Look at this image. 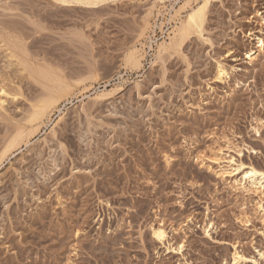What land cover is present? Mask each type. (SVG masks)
<instances>
[{
  "label": "rangeland",
  "instance_id": "374dc122",
  "mask_svg": "<svg viewBox=\"0 0 264 264\" xmlns=\"http://www.w3.org/2000/svg\"><path fill=\"white\" fill-rule=\"evenodd\" d=\"M65 1L0 0V264H264V0H211L160 58L188 0ZM24 67L73 87L38 125Z\"/></svg>",
  "mask_w": 264,
  "mask_h": 264
},
{
  "label": "bare ground",
  "instance_id": "6f19581e",
  "mask_svg": "<svg viewBox=\"0 0 264 264\" xmlns=\"http://www.w3.org/2000/svg\"><path fill=\"white\" fill-rule=\"evenodd\" d=\"M61 1H62V3L66 2L65 0H61ZM106 1L107 0H75V2L80 4V5L93 6V7L99 5V4L103 3V2H106ZM164 1L165 0H163V2ZM173 1L177 2L178 0H173ZM192 1L195 2V5L193 4L194 6H191L192 5L191 4ZM210 2H211V0H201L200 2L197 1V0H188L186 2H183L182 5L178 8V10L174 11L173 13L172 12L169 13L170 20H172V19L175 20L174 18H176L179 15H181L180 14L181 11H185L186 10L185 11L186 15H185L184 19H182V20L179 19L180 20V21H178L179 25H177V26L174 25L175 27L172 28V31H171L172 36H168V40H167L168 42H166L164 40V41H162L161 43H159L157 45V57L158 58H160L168 50H170V51L174 50V52L179 51L182 43L191 34H193V33H197L198 34V33H200L202 31L203 23H204V19H205V15H206V10H207V7H208ZM176 20H177V18H176ZM140 44L142 46V43H140ZM262 44H263L262 41L259 40L260 50H261ZM141 48H143V46ZM12 49H10V51H12ZM260 50H259V52H260ZM13 51H15V50H13ZM141 51L138 48H134L133 50H131L128 53V55H126L127 56L126 60H127L128 64L132 63L133 64L132 66L139 65L140 64V59L142 58ZM14 54H16V52ZM14 57H16V56H14ZM23 61H25V60H23ZM21 62H22V60H21ZM18 63H19V60H18ZM25 64L26 63H24V62H22L21 64L19 63V65H22V67ZM23 69L25 71H27V70H29V67H28V69L26 67H24ZM35 71H31V72L27 71V72L30 73V74L35 75V77L38 78L40 81H45V83H43L42 86H45L44 84H47L46 82H49L51 84V86H48L50 88V90H47L48 87H47V89L44 90V91H47L45 97L43 99H41V100L39 99L40 101H39V103L36 106L33 107V105H32V107L34 109L32 108L33 111L31 113V115L29 116V121H28L30 126L38 125L39 123H44L45 121L43 122V119L46 116H49V115H47V113H49V111L57 104L59 97L62 94L67 93L71 88H73V87H71V85L68 82H66L63 79H60L61 76L57 77L59 74L54 76L51 73H48L47 71L46 72L45 71H41V70L38 71V68ZM217 76H218L217 78H221V77L224 76V72H223V70L221 68L218 69ZM32 77H34V76H32ZM74 87H75V85H74ZM102 91H99V93H97L95 96L100 98L103 95ZM0 96L1 97L2 96L6 97L7 94L3 90H1ZM1 100L2 99L0 98V107H1V105L3 103V101H4V100H2V101ZM24 128L18 129L13 135H11L12 137L7 142V145H5V148H4V151H3L2 155L7 153L8 151L13 149L14 147L16 148V146H18L19 143L24 138H27V136H29V132L26 129H24ZM253 173H263V172L258 170V169H256L255 167H251V166L249 167V170L244 174V178L248 179L250 181L251 185L256 184V179L264 178V175H255ZM152 236H153V238L156 241L162 242L163 239L165 238V232L161 228H156V229L152 230ZM243 260H244V257L242 255H240L236 250H234V252H233V254L231 256L232 264H238L239 262H241Z\"/></svg>",
  "mask_w": 264,
  "mask_h": 264
},
{
  "label": "snow or ice",
  "instance_id": "6c2138e0",
  "mask_svg": "<svg viewBox=\"0 0 264 264\" xmlns=\"http://www.w3.org/2000/svg\"><path fill=\"white\" fill-rule=\"evenodd\" d=\"M255 175H264V173H253ZM261 258L264 259V254L261 255Z\"/></svg>",
  "mask_w": 264,
  "mask_h": 264
}]
</instances>
